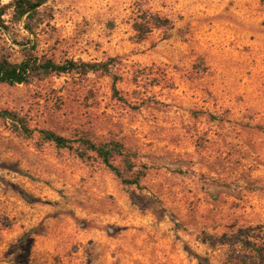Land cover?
Returning a JSON list of instances; mask_svg holds the SVG:
<instances>
[{
  "label": "rangeland",
  "instance_id": "374dc122",
  "mask_svg": "<svg viewBox=\"0 0 264 264\" xmlns=\"http://www.w3.org/2000/svg\"><path fill=\"white\" fill-rule=\"evenodd\" d=\"M43 1L22 39L57 63L113 61L119 95L101 74L0 88L34 131L0 118V264H264V0ZM145 12L172 25L137 42ZM83 138L137 151L144 190L81 160Z\"/></svg>",
  "mask_w": 264,
  "mask_h": 264
},
{
  "label": "trees",
  "instance_id": "16d2710c",
  "mask_svg": "<svg viewBox=\"0 0 264 264\" xmlns=\"http://www.w3.org/2000/svg\"><path fill=\"white\" fill-rule=\"evenodd\" d=\"M43 0H13L8 5L0 7V88L2 86L17 87L28 85L34 80H45L55 76L101 74L114 78L113 91L117 97V77L113 74V61L104 63H84L67 61L57 63L53 59L38 54V43L27 38L22 39L18 31L35 36L37 30L44 24L41 9ZM10 16L8 21L6 18ZM134 28L137 42L144 41L155 30L169 29L172 23L165 17L145 12L139 17ZM17 47L19 49H17ZM20 53L22 61L15 62L14 55ZM0 118L11 123L13 128L27 138H32V131L25 118L18 113L0 110ZM43 140L54 144L59 149L74 150V141L51 131H41ZM76 153L81 160H90V154L113 173L126 187H135L143 191L142 181L146 178L149 166L143 163L137 151L128 148L120 141L97 142L83 138L76 142ZM94 158V157H93ZM120 160L123 170L115 163ZM128 174V177L125 176ZM246 247L254 246L245 244ZM257 249V248H256ZM260 261L264 254L256 250ZM250 264H257L256 262Z\"/></svg>",
  "mask_w": 264,
  "mask_h": 264
}]
</instances>
